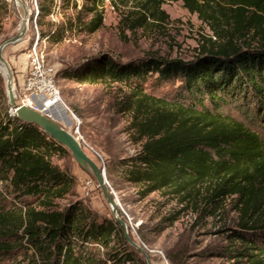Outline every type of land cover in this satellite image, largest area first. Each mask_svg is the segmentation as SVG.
I'll return each instance as SVG.
<instances>
[{
    "label": "trees",
    "instance_id": "16d2710c",
    "mask_svg": "<svg viewBox=\"0 0 264 264\" xmlns=\"http://www.w3.org/2000/svg\"><path fill=\"white\" fill-rule=\"evenodd\" d=\"M105 1L87 0L83 7L91 15L85 25L90 34L103 24ZM182 1L216 38H204L193 61L152 57L120 64L101 56L86 62L75 78L127 92L119 110L130 117L141 151L124 163L129 182L140 185L143 196L165 191L183 208L195 210L205 200L203 216H216L235 197L238 223L229 237L242 249L226 250V255L264 264V135L220 113L241 97L254 104V121L264 123V0ZM134 2L142 8L126 15L124 26L136 30L168 22L162 9L166 0H111L120 7ZM40 8L38 18L48 12L43 4ZM154 82L178 83L183 95L177 100L157 97L147 90ZM66 152L40 128L0 108V181L12 187L18 200L36 197L42 206L7 207L0 192V255L15 254L26 248V241L48 263L58 255L54 264H107L97 255L99 247L110 250L112 264L134 261L127 249L115 248L126 243L115 220L92 221L80 207L66 213L52 209L74 184L51 162ZM180 214L171 217V224Z\"/></svg>",
    "mask_w": 264,
    "mask_h": 264
},
{
    "label": "rangeland",
    "instance_id": "374dc122",
    "mask_svg": "<svg viewBox=\"0 0 264 264\" xmlns=\"http://www.w3.org/2000/svg\"><path fill=\"white\" fill-rule=\"evenodd\" d=\"M22 2L28 15L26 36L21 43L4 50L13 73L16 96L21 99L30 64L29 51L37 45L39 51L44 52L46 64L58 69L57 82L62 99L81 121L78 142L104 171L108 189L120 217L128 226L131 239L146 251L152 264H245L226 255V250L242 249L240 243L229 237V229H235L238 223L235 197L229 198L216 216H203L205 200L195 210L183 208L180 200L164 194L165 191L143 196L142 187L129 182L124 163L141 151V142L135 139V132L130 128V117L119 110V103L127 92L117 86L83 84L75 78L86 62L101 56L113 58L120 64L137 63L152 57L193 61L206 43L204 38L216 39L209 24L198 14H192L182 0H166L162 9L169 15L168 22L132 30L122 24V19L140 10L141 5L134 2L120 7L106 0L100 8L103 24L90 34L85 25L91 15L83 8L87 0ZM41 4L48 12L38 18ZM24 18L25 10L16 0L0 2V46L22 31ZM253 46L257 47L258 41ZM7 79L6 70L0 64V108L10 115ZM181 87L175 82H154L147 85V90L157 97L177 100L183 95ZM253 108L254 104L240 97L223 106L220 113L264 135V123L254 121ZM64 148L67 152L54 155L51 162L58 171L71 177L74 184L68 193L54 201L52 209L66 213L80 207L92 221L115 220L95 176L83 169L73 154ZM0 192L7 207L14 204L42 209L39 198L18 200L7 182L0 181ZM177 212H181L179 219L171 224V217ZM23 244L26 248L9 257L0 255V264H54L57 260L58 255H54L52 263H48L49 260L37 256L29 243ZM115 248L118 251L127 249L134 255V261L123 264H147L141 252L127 241L116 244ZM108 252L109 249L99 247L97 255L112 264Z\"/></svg>",
    "mask_w": 264,
    "mask_h": 264
},
{
    "label": "water",
    "instance_id": "95a60500",
    "mask_svg": "<svg viewBox=\"0 0 264 264\" xmlns=\"http://www.w3.org/2000/svg\"><path fill=\"white\" fill-rule=\"evenodd\" d=\"M16 1L24 8V20L28 21L27 9L24 3L22 2V0ZM27 30L28 28L26 26L23 27L22 31L18 35L7 40L0 46V64L6 70V74L8 76L7 93L10 102V107L15 110L18 119H20L22 122L37 126L41 129V131H43L50 138L55 140L59 145H63L64 147H66L73 154L78 164L81 165V167L87 172L95 176L98 185L104 194V197L106 198L107 202L109 203L112 209L113 217L116 223H118L123 229L126 241L141 252V254L145 257L147 264H152L150 257L146 253V251L139 247L131 239L128 231V226L126 222L123 221L120 217L115 200L113 199L112 194L108 189L104 171H102L98 167V165L84 152L82 146L72 134L64 130L59 124L45 117L44 115L37 113L26 106H19L17 104L15 88L13 85V73L8 61L4 57V50L10 45H17L21 43L24 37L26 36Z\"/></svg>",
    "mask_w": 264,
    "mask_h": 264
},
{
    "label": "built area",
    "instance_id": "2783aa9c",
    "mask_svg": "<svg viewBox=\"0 0 264 264\" xmlns=\"http://www.w3.org/2000/svg\"><path fill=\"white\" fill-rule=\"evenodd\" d=\"M30 64L25 77L19 106H26L59 124L64 130L80 140L81 121L62 99L57 82L58 69L45 62L43 51L34 45L28 55ZM16 95V93H15ZM10 117L17 118L10 107Z\"/></svg>",
    "mask_w": 264,
    "mask_h": 264
},
{
    "label": "bare ground",
    "instance_id": "6f19581e",
    "mask_svg": "<svg viewBox=\"0 0 264 264\" xmlns=\"http://www.w3.org/2000/svg\"><path fill=\"white\" fill-rule=\"evenodd\" d=\"M27 22H28V21L26 20L25 23H24V27H25V26H26V27L28 26V23H27Z\"/></svg>",
    "mask_w": 264,
    "mask_h": 264
}]
</instances>
